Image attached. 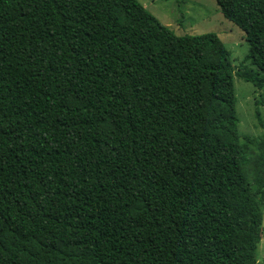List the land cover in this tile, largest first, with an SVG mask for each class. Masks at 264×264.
<instances>
[{
    "label": "trees",
    "instance_id": "16d2710c",
    "mask_svg": "<svg viewBox=\"0 0 264 264\" xmlns=\"http://www.w3.org/2000/svg\"><path fill=\"white\" fill-rule=\"evenodd\" d=\"M215 1L252 66L139 0H0V264H259L264 0Z\"/></svg>",
    "mask_w": 264,
    "mask_h": 264
},
{
    "label": "rangeland",
    "instance_id": "374dc122",
    "mask_svg": "<svg viewBox=\"0 0 264 264\" xmlns=\"http://www.w3.org/2000/svg\"><path fill=\"white\" fill-rule=\"evenodd\" d=\"M139 1L179 35L216 32L231 52L236 69L242 62L252 66L244 60L249 51L245 32L223 15L215 0ZM233 79L241 140L244 142L245 136L252 139L247 151L249 163L246 170L257 187L256 176L264 177V86L257 87L237 74ZM260 195L264 210V192ZM262 223L264 229V213ZM257 252L259 264H264V232Z\"/></svg>",
    "mask_w": 264,
    "mask_h": 264
}]
</instances>
